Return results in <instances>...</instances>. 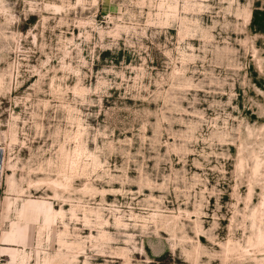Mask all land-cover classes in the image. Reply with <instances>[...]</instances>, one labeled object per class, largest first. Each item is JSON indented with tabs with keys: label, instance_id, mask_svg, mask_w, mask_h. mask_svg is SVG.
<instances>
[{
	"label": "rangeland",
	"instance_id": "obj_1",
	"mask_svg": "<svg viewBox=\"0 0 264 264\" xmlns=\"http://www.w3.org/2000/svg\"><path fill=\"white\" fill-rule=\"evenodd\" d=\"M0 264H264V0H0Z\"/></svg>",
	"mask_w": 264,
	"mask_h": 264
},
{
	"label": "crops",
	"instance_id": "obj_2",
	"mask_svg": "<svg viewBox=\"0 0 264 264\" xmlns=\"http://www.w3.org/2000/svg\"><path fill=\"white\" fill-rule=\"evenodd\" d=\"M0 168H1V166H0ZM0 195H1V192H0ZM1 249V248H0Z\"/></svg>",
	"mask_w": 264,
	"mask_h": 264
}]
</instances>
